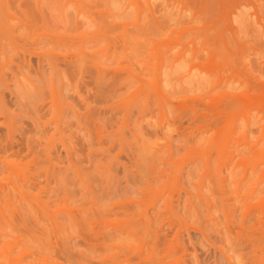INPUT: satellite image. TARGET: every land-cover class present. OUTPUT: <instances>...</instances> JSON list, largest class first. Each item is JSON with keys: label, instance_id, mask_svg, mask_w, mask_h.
<instances>
[{"label": "rangeland", "instance_id": "rangeland-1", "mask_svg": "<svg viewBox=\"0 0 264 264\" xmlns=\"http://www.w3.org/2000/svg\"><path fill=\"white\" fill-rule=\"evenodd\" d=\"M40 1L41 3H47L48 0ZM49 1L56 2V6L54 5L56 7V10L54 8V14L57 16L56 21L58 19L55 24L56 36L59 35V37H57H61V41L66 43L64 47L62 46L63 44H61V48L58 45L62 43L59 39L60 43L59 41H57L58 44L56 43L58 47L56 45L53 46H56L53 48L55 52L57 54L60 53L62 56H66V54L68 55L70 52L73 56L72 58H76L74 56L79 55L81 50H83V52L84 49L86 52L89 50L92 56L87 52L88 56L92 58L95 56L93 58L95 61H93L95 64L98 62L96 66L99 68H96H98L99 71L107 69L101 72L104 79L101 78L98 81L94 80L97 78V75H95L97 73L91 70L90 66L86 67L89 69L88 71L85 68L82 72L80 71L81 69L75 67L71 69V72L72 70H74V72L79 70L77 73L81 72L82 75L78 73L77 76L80 78H76L77 73L73 72L74 74H71L70 77H72V79L70 80L76 82L78 86L76 85V87L71 81H66L68 83L65 82L64 86L69 84L72 88L65 86L68 88V92L70 89V93H68L65 91L64 86H61L62 81H60L61 84L57 81L55 92H57L56 94L58 95H55V99L59 101L56 100V104L54 103V105L50 106L49 104H53V100L51 102V97L53 96H51L52 93L48 91L49 88L46 87L47 89H45V86L47 83H50V79H48L47 76L49 74L48 77H50V72L52 71L50 65L44 59L46 58V56H44L45 53L50 48L48 49L49 46L45 47L47 44L46 39H44V42L39 39L42 35H46L47 37L44 30L42 31L39 29L36 31L39 37H36V40L39 39L37 40L39 42L36 43L37 48L34 52L37 51L38 53L42 50L39 52L41 55L39 53V55L34 53V56H31V53H26L27 55L25 56L20 54L21 65L23 67L22 72L27 71V74L25 72V74L23 73L25 76L27 75V77L23 79L22 85H20L14 77L13 72L15 71L14 73H17L16 67H10L11 69L9 70H14L13 72L7 70L6 66H4L6 65L5 59L0 55V65L3 63V65H1V69H3L1 72L3 73L5 71L3 76L7 79L5 80L3 78L4 82L0 79L3 83L0 85H4L5 88H10L9 90L12 91L9 92L2 87L6 92H2V94H5L4 97L0 94V109L5 107L6 112L12 119L16 116V121H14L17 123L14 122V124L21 135L16 133L14 135V140H18L17 144H19L20 147L28 142L30 148H32L34 146L31 147L29 142L32 143L35 141L36 143L38 141L37 143L40 144H36L38 147L39 145L42 147H39V149L42 150L38 149V154L40 155L38 158H41L40 160H42V163L45 162L43 160H48L50 162L47 164L48 166L46 165L47 167L50 166V168L52 167V169L56 170L60 167L62 171H64L67 166L70 167V180H68L70 183H68L71 184L69 185L71 193L67 198L68 200L70 198L71 201L68 202V206L71 208L73 220V222L71 221V229L73 230L70 231V234L72 232L73 241L71 249L73 248L72 252H74V255L86 260L85 262L90 264H264V239H256V236L259 238L260 235L264 238V182L260 183V180L264 179L260 172L264 170V0H249V2L246 1L247 3L244 2L245 5H241L242 1L238 3L237 1L239 0H233L237 2L239 8L243 11L238 9L240 12L236 14L237 16L239 15V17L235 15L236 17H232V20L228 18L227 20L231 24L226 20V24L223 22V26L222 24H217L218 22L216 21L217 17H219L218 11L215 10L217 9V0H206V2L205 0H183V2L177 1L176 3L175 0H113V3H111V0ZM163 1L166 4L169 2L170 9L167 10L168 15L165 14L163 17L161 15L162 13L160 14V12H158L160 15H157L156 12L155 16L157 15L156 17L157 19L159 18L158 20L160 21H153L154 25H152L153 23L150 24V14L148 13L151 12L150 10L157 11L161 9L162 5H166ZM208 1L212 3H207ZM16 2L17 0L13 1L12 5L11 2H9L10 7L8 13H12V17L16 19L12 25H17L15 22L21 25V20H23L24 23H26V21L18 12ZM103 2L107 4L105 3V5ZM130 3L132 6H130ZM209 4L211 7L214 6L213 9H215H210L211 7H209ZM237 4L235 3V5ZM235 5H232V7H237ZM207 7H209V9ZM111 9L114 11H111ZM233 9L234 11L236 10V8ZM179 11L183 12L181 18H179L178 15H182ZM235 12L238 11L236 10ZM117 15L125 18L122 19ZM172 15L175 19L172 18ZM17 18L20 20L18 21ZM102 19H104V21ZM164 19L168 22V26H170L169 23H171L172 19L171 27L174 26L172 28L174 31L172 32L174 33L172 36L177 35L178 37L176 38L178 41L176 39L174 40L175 37H171L170 41L169 34L171 35V32H169L168 36L165 35L169 30L165 34L163 33V35L157 31L160 23L164 22ZM107 22L111 25L108 26ZM59 23L60 25L58 26ZM125 23L128 26L124 25ZM19 24L16 26L15 33H19V35H17L20 38L21 35H23L24 29L20 28L22 26ZM156 24L159 25L157 26ZM111 26L113 27L110 28ZM149 26L152 29H150ZM181 26L185 28H183L184 32L187 30L185 33L183 32V39L179 37V33L177 34ZM102 27L104 31H101V29L103 30ZM144 27L145 29L148 28L149 31H146ZM171 27L169 28L172 31ZM30 29L28 28V30ZM174 29L178 31L176 32ZM28 30H25V32L28 33ZM59 30L65 34L62 32L59 33ZM219 30H224L223 35L220 36L224 38L226 36L228 41L226 39L225 41H227V44H230L235 36H240V41L243 43L245 42L244 47H248L246 48L247 50L245 49V53H243L245 56L241 54L246 58L245 61L238 52L239 48L236 49L238 53L235 51V57L238 54L240 55L237 56V58H240H238V61L235 60L236 62L230 60L227 54L219 55L217 52L219 46L217 45V42L219 44L217 39L220 40L218 36L221 34ZM111 31L113 33H111ZM154 31H156L155 34L151 33ZM25 32L23 35L24 37L22 36L20 38L21 42L26 41L24 40L25 38L33 40V37L30 38L29 34ZM29 32L33 34V31ZM83 34L85 35L83 36ZM25 35L27 36L25 37ZM97 35L100 36L97 37ZM232 36L234 38H232ZM134 37L136 38L134 39ZM94 38H97L96 41ZM72 40H74L75 43ZM154 41L155 43L159 41V44H154ZM138 42L141 43L139 44ZM1 43L2 42H0V48L2 47ZM77 43H80V45ZM5 44H7V42ZM182 44L183 46H181ZM261 44H263V48ZM68 45L71 46L69 47ZM154 45H157V48ZM153 46L155 48H153ZM168 47L170 48L169 50ZM154 49L155 51H153ZM173 49H175V51ZM74 52L76 53L74 54ZM146 52H148V54ZM153 52L156 53V55H154L156 59L153 58ZM167 52L169 55L173 53L171 57ZM180 52H182L184 56L181 61L182 63L180 61L178 63L179 65L176 63V66H179L177 68L175 64L174 66L172 65L173 60L171 59H173L172 57L175 58L179 56L181 54ZM142 53H145V55ZM12 54L15 55V53L11 52L10 54L9 52L8 55H10L11 58L9 56L8 58H13L14 60V55ZM129 54L131 55L130 58L128 56ZM161 54H164L165 64H163L164 62H160L162 61ZM85 55L87 54L85 53ZM148 55L153 57H149ZM150 58L151 60L148 61L147 59ZM62 59L63 57L60 60L62 61ZM132 59L134 61H132ZM124 60L126 62H124ZM15 61L19 63L18 58H15L14 62ZM138 61L141 64H137L139 63ZM89 62L91 63V61ZM130 62L133 64L130 65ZM149 62L153 67H151L152 65L150 66ZM156 62H158V66H156ZM160 64H162V66L164 65V67L159 66ZM106 65L109 68H105ZM141 65L144 68H142ZM170 65H172L171 67H175V69H173L175 71L173 72V74H175L173 75L174 77L171 76V73L169 74V69H171L169 68ZM64 66L66 65L60 63L59 69L62 72L67 69ZM111 66L113 70L119 72L116 73L110 69ZM154 66L156 72H158L156 74H153L155 72ZM30 68L31 71L33 70L31 74L29 73L30 70H28ZM126 68H129V70ZM165 68L166 70L168 69L167 73L165 72ZM130 69L137 73V75L135 73L136 77H134V75L133 77L135 79L138 77L136 80L139 81L138 85H140V89L136 86L132 88L134 84L130 81L129 83L124 82L130 77L127 74L131 72ZM157 69L159 71L161 69L160 73ZM125 70L126 72H124ZM7 71L9 72L7 73ZM134 72H131V74H134ZM138 72H141L140 76ZM88 73L90 74L88 75ZM112 73H114V78H112ZM157 74H161V76L159 77ZM180 74H183V84L182 81L181 83L178 82L180 80L177 76ZM154 75L156 77L155 81L158 78L156 81L157 83L154 81ZM36 76H40V79ZM41 76L44 77L42 78ZM109 76H111V78ZM108 77L111 79H108L110 82L108 80L106 81ZM37 78L40 80V83L45 82L42 83L43 87H38L41 84H39ZM63 78L64 77H62V79ZM123 78L125 80H123ZM161 78L166 80L163 79L165 83ZM120 79L125 83L124 85L122 84L124 87L131 88V92L128 91L130 89H126L121 85V81L118 83ZM207 79L209 80L207 81ZM75 80L79 82L77 83ZM169 80L171 81L168 82ZM103 81L106 82L103 83ZM69 82H71V84ZM107 82L108 85L106 84ZM29 83L33 85L30 86ZM96 83L98 87H96ZM109 84L114 86L112 87ZM72 85L74 87H72ZM130 85H132V87H130ZM20 86H24L25 88L23 87V89ZM32 86H34V88ZM35 86H37L36 89ZM153 86L159 87L153 88ZM41 87L43 88L42 91L45 90L43 94L40 93L41 90L36 91L41 89ZM160 87L164 88V90L159 89ZM74 88H77V91ZM179 88L181 89L179 90ZM22 89L23 91H21ZM29 89L34 90L29 91ZM133 89H136V91H133ZM46 90L50 92L51 95ZM113 90H115L114 95L112 94ZM35 91L36 93H40L39 95H41V97H43L46 92L47 96L50 95L51 97L45 95L43 100L45 99L46 101L43 102L42 98L34 93ZM158 91L159 93H161V91H166V93H161V95L169 99L172 97L173 99L170 100V104L164 106L165 109L163 104L160 105L161 102L157 100L160 99L159 95H156ZM73 92L77 93L72 95ZM103 92L105 94L107 93L106 96H104L105 94ZM110 92L112 97L110 96ZM66 93H68V95ZM101 93L103 94L101 95ZM136 93H140V95ZM79 94L80 98L82 97L81 100L78 97ZM179 94L181 95L180 98L178 97ZM133 95L138 97H134ZM123 96L126 97L122 100L121 98ZM155 96L156 98H154ZM174 96L176 98L178 97V99L175 100ZM64 97L67 99H64ZM83 98L85 99L86 105L83 102ZM239 98L242 100V102L239 100L240 103L237 101ZM127 99L128 102H131L130 106L133 108L132 110L130 109V111H127L126 107L124 108V104H122L123 106L121 105V100L124 101V103H128L125 102ZM133 100L135 103L137 101L141 103V105L136 103L137 109L133 107L136 104L132 105L134 102ZM236 101L239 104H236ZM2 103L4 104L2 105ZM43 103L44 106L46 104L50 106L49 108L46 105L47 107L45 109H48L47 112L42 105ZM68 103L72 105L71 109L73 111L70 109L71 105L67 106ZM147 103L149 109H147ZM156 103L160 106L157 107ZM84 105L85 107H83ZM53 106L57 107L54 109ZM142 106H144L143 109ZM42 108L44 111L41 110ZM125 110L129 113H125ZM159 110H161L162 114ZM131 111L132 114L130 113ZM39 112L42 114H39ZM53 112H55L57 117ZM143 112L144 114L146 112L145 116ZM37 113L43 120L38 117ZM1 117H3V115ZM33 120H35L34 123ZM57 120H62L63 122L66 120V123ZM1 121H3V118H1ZM42 121L45 124H43ZM231 122L236 123H233L235 124V127H233L234 129L232 128L233 125ZM42 124L43 126L46 125L45 129ZM228 125H230L233 130L230 127L228 128ZM230 130L233 132L231 133ZM179 132H182L183 135ZM50 135L53 137L50 138ZM8 136V128L6 126H0V146L3 145L2 143L8 141ZM48 138L51 140L53 139V143L48 142L49 144H47H53L51 146L54 148L48 145L46 147L45 143L48 141ZM220 138H222V141H220ZM184 139L189 142L186 143ZM213 142L215 143L214 145ZM35 143L32 144L37 147ZM219 143L223 146H220ZM17 144L15 146L16 149L19 147ZM224 145L228 148L223 152L225 153L223 155L224 161L218 160L222 159L219 157L216 158V156L220 155ZM24 147L26 149V146ZM170 147L173 152L168 151ZM44 148L45 152L43 150ZM65 148L71 150V153L66 151ZM48 149H51V151ZM24 151L27 152L26 150ZM48 151L51 152L49 155L46 153ZM167 151L173 153H169L171 157L167 154ZM215 151L217 155H215ZM9 152L5 154L6 152L2 150L0 155L1 157H5V155L9 157L12 155L10 156L11 160H23V162H27L29 159L31 160V156L33 155L32 153H28V155H31L28 157L27 154H23L26 156L25 158L21 153V155L18 154L15 156V154H12V151V153ZM209 153L212 155L210 156ZM149 154L157 157L153 156L154 160H151ZM206 154L209 156H206ZM230 154H232L231 156L233 158L228 156ZM47 157L50 159H47ZM227 157L232 158L230 162ZM192 159L194 161L196 160L194 164ZM176 161L180 162L177 163ZM206 161L209 163L208 165ZM38 162L42 164L39 159ZM152 163L153 165L149 168V165ZM202 163L209 167L206 166L205 168V165L203 166ZM146 164L148 165V170L144 168ZM168 164H172L173 166L171 167ZM181 164H183V169L180 167ZM221 164L224 165L223 169L220 167ZM253 164L255 166L260 164L259 170H257ZM178 167L181 168L182 171L179 170ZM60 168L58 169L59 171L56 172H60ZM150 169L152 170L150 171ZM207 169H210V171L208 170V172ZM173 170L175 172L177 170L183 172V174L180 172L182 175L180 174L179 177L177 176L180 182L176 179L177 183H174L175 181L172 180V178H176V175L172 174ZM66 171L64 174H66ZM159 171H161L162 174ZM175 172L174 174H176ZM60 173L57 175L64 177L63 173H61L62 175ZM167 174H170V177H172V175L174 177L169 180L170 177ZM220 178H224L222 196H220L219 192L221 191L218 188L221 182H217L219 183L218 185L216 183V179L219 181ZM53 181L54 180H52V182ZM168 181H171V184ZM167 183H169V185H167ZM254 185H256V191L258 193L255 191L254 193L249 192L251 188H254ZM219 187L221 186L219 185ZM48 196L49 195H43V202L45 199L48 202ZM249 199L251 201H249ZM49 200L52 201L50 204L47 203V206L51 205V209L49 208L50 210H54L56 204L61 202L60 199L58 200L53 197ZM45 202L44 204H46ZM221 203H224V208ZM259 209L262 210L260 211ZM227 211L231 213H227ZM60 216V219H57V221H60L59 224L61 223L62 227H65V223L67 226L68 223L65 222L67 218L66 213H62ZM0 261L2 262L4 260L0 259ZM61 261L62 260H60V264ZM4 263L6 264L7 261H4ZM8 263L12 264L10 262Z\"/></svg>", "mask_w": 264, "mask_h": 264}, {"label": "bare ground", "instance_id": "bare-ground-1", "mask_svg": "<svg viewBox=\"0 0 264 264\" xmlns=\"http://www.w3.org/2000/svg\"><path fill=\"white\" fill-rule=\"evenodd\" d=\"M13 1H16V0H0V9H1V13H0V16H1V18H0V42H2L1 43V48H0V50H1V52H0V55H2L3 56V58L5 59V63H6V65H4V66H6V68H7V70H9V69H11L10 67L11 66H15L16 68V71H17V73H14L12 70H9V71H12L13 72V74H14V77L16 78V80H17V82L20 84V85H22V82H23V79H26V77H27V75L25 76L24 74L27 72V71H24V72H22V65H21V55L20 54H22V56H25V55H27L26 53H31L30 55L31 56H34V53L36 54V55H39L40 53V51H42V50H40L38 53H37V51L36 52H34L35 51V49L37 48V42H39V41H37V40H39V39H41L43 42H44V39H46V42H47V44L48 43H50V44H43V45H45V47L46 46H49L48 47V51L46 52V53H48V54H46L45 53V49L43 50L44 51V53H45V55L44 56H46V58H44L46 61H47V63L50 65V69H51V71L52 72H50L51 74H50V77H48L49 76V74H48V76H47V78L48 79H50V83H47V85L45 86V89H47V88H49V90L48 91H50L51 93H52V95H51V93L50 92H48L47 90V92L51 95V96H53V97H51L50 95H48L47 96V92L44 94V96L46 95L47 97H51V102H52V100H53V104H49L50 106L51 105H54V103L56 102V100L57 101H59L58 99H55V95H58V94H56L57 92H55L56 90V84L58 83L57 81H62V84H61V82H60V84H61V86L63 85L64 86V84H65V82L66 81H71L72 82V84L74 83L75 84V86L77 85L76 84V82H73L72 80H70V79H72V77H70L71 76V74L74 72V70H72V72H71V69H73V68H79V69H81L80 71L82 72L83 71V69H85L87 66H90V68H91V70H94V71H96V73L97 74H95V75H97V78H95V77H93V78H95L94 80H99V79H104V77H103V75L101 74V72L103 71V70H101V71H99V67L98 66H96V65H98L97 63L98 62H96V64H95V60L93 59L95 56V54L93 55L94 57L92 58V57H90V56H92L91 54L92 53H89V50L87 51L88 53H89V55L90 56H88V53L85 51V49H84V52H83V50H81V48H80V50H81V53L79 54V55H77V56H74V57H76V58H72L73 56L71 55V53L69 52V54L67 55L66 54V56L65 55H61L60 53V55L59 54H57L56 52H55V49H53V48H55L56 46H57V41H59V39L61 38H58L59 37V35H57L56 36V33L57 32H55V30H56V26H55V24L57 23V21H58V19H57V21H56V18H57V16H55V14H54V11L56 10V2L54 3V2H50L49 0V2L47 1V3H41V1L39 0H17V10H18V12L22 15V17L23 18H25L24 20L26 21V23H24L23 22V20H21L20 21V23H22L21 25L19 24V23H17V22H15L17 25L19 24L20 26H22V27H20V28H23L24 29V31H23V35H24V32H25V30H28V28L30 29V30H28V33L27 32H25L26 34H29V37L30 38H32L33 40H30L29 38L28 39H24V40H26V41H24V42H21V37L23 36V35H21V37L19 38V33H15L16 32V26L17 25H12V23L14 22V20H16L15 18H13L12 17V13L11 14H9L8 13V10H9V7H10V3L9 2H11V5H12V2ZM45 1V0H44ZM103 1V0H102ZM108 1V0H107ZM113 0H111V3H113L112 2ZM120 1V0H119ZM135 1V0H134ZM139 1V0H138ZM149 1V0H148ZM156 1V0H155ZM161 1V0H160ZM168 1V0H167ZM183 2V0H175V3L176 2ZM215 1V0H214ZM233 1V0H232ZM231 0H230V2H229V0H217V4H216V7H217V9H215L216 11H218V13H219V15H218V13H217V15L219 16V17H217V19H216V21L218 22L217 24H222V26H223V22L226 24V20L228 19V18H230L231 20H232V17H234L235 15L237 16V14L236 13H239L240 11L238 10V9H240L239 8V5L237 4V2L239 3L240 1H242V4L241 5H245L244 4V2H249V0H239V1H237V2H232ZM131 2H133V1H131ZM164 2V1H163ZM205 2H206V0H205ZM246 2V3H247ZM101 3V2H100ZM106 3V2H105ZM104 2H103V4H105ZM110 3V2H109ZM125 3V2H124ZM141 3V2H140ZM157 3V2H156ZM165 3V2H164ZM169 3V2H168ZM166 4V5H162V4H160V5H162V8L161 9H159V10H157L156 8V10L157 11H155V10H150L151 12L150 13H148V14H150L149 15V20H150V24H152L153 23V21H160V20H158L157 19V15H160L161 13V15L164 17V15L165 14H167L168 15V13H167V10L168 9H170L169 8V4ZM171 3V2H170ZM207 3H212L211 1L209 2H207ZM235 3L237 4V5H235ZM42 4H44V5H42ZM107 4V3H106ZM105 4V5H106ZM131 4V3H130ZM148 4H149V2H148ZM182 4V3H181ZM210 4H209V7H211L210 6ZM234 6H237V7H232V5ZM55 5V6H54ZM99 5V4H98ZM125 5V4H124ZM212 5H215V4H212ZM99 6H102V5H99ZM111 6V5H110ZM130 6H132V4L130 5ZM150 6V5H149ZM148 6V7H149ZM159 6V5H158ZM11 7H13V6H11ZM109 7V6H108ZM157 7V6H156ZM209 7H207L208 9H209ZM214 7V6H213ZM213 7H211L210 9H212V10H214L213 9ZM54 8H55V10H54ZM116 8V7H115ZM150 8H151V6H150ZM159 8V7H158ZM172 8V7H171ZM233 8H236V10L238 11V12H235L234 11V9ZM107 9V8H106ZM120 9V8H119ZM175 9V8H174ZM173 9V10H174ZM179 9V8H178ZM182 10H183V8H182ZM240 10H242V9H240ZM15 11V10H14ZM104 11V10H103ZM108 11V10H107ZM107 11H106V13H107ZM111 11H114V10H112L111 9ZM155 11V12H154ZM170 11V10H169ZM177 11V10H176ZM243 11V10H242ZM17 12V11H16ZM156 12H157V15L155 16V14H156ZM158 12H160V14L158 13ZM179 12H181V14L183 13L182 11H179ZM125 13V12H124ZM2 14V15H1ZM104 14V13H103ZM118 14H121V13H118ZM170 14V13H169ZM121 15H123V14H121ZM166 15V16H167ZM174 15V14H173ZM173 15H172V18L173 19H175L174 17H173ZM179 15V18H181L182 16H183V14L182 15H180V14H178ZM104 16V15H103ZM110 16V15H109ZM117 16H119V15H117ZM125 16V15H124ZM161 16V17H162ZM165 16V17H166ZM235 16V17H236ZM119 17H123V16H119ZM160 17V16H159ZM171 17V16H170ZM234 17V18H235ZM237 17H239V15L237 16ZM22 18V19H23ZM105 18V17H104ZM116 18V17H115ZM125 18V17H124ZM124 18H122V19H124ZM148 18V17H147ZM147 18H145V19H147ZM225 18V19H224ZM18 19V21L20 20L19 18H17ZM27 19H29V20H27ZM118 19V18H117ZM122 19H121V21H122ZM162 19V18H161ZM229 19V20H230ZM103 21H104V19H102ZM116 20V19H115ZM181 20V19H180ZM183 20V19H182ZM108 21H109V19H108ZM168 21V20H167ZM228 21V20H227ZM64 22V21H63ZM116 22H118V21H116ZM146 22H147V20H146ZM163 22V21H162ZM175 22H176V20H175ZM222 22V23H221ZM229 22V21H228ZM232 22V21H231ZM14 23V24H15ZM28 23V24H27ZM66 23V22H65ZM64 23V24H65ZM78 23V22H77ZM108 23V22H107ZM112 23V22H111ZM114 23V22H113ZM171 23H172V19H171ZM171 23H169L170 24V26H168V22H166V20L164 19V22L163 23H160V25H159V27H158V32H160V34H162L163 35V33L165 34L168 30V33H166L165 35H167L168 36V34H169V32H171V35L169 34V36H170V41H171V37H175L174 38V40L176 39L177 40V38L176 37H178L177 35L176 36H172L174 33H172V32H174L173 31V27L174 26H172L171 27ZM179 23H180V21H179ZM230 23V22H229ZM26 24V25H25ZM63 24V25H64ZM138 24V23H137ZM146 24V23H145ZM183 24V23H182ZM182 24H180V25H182ZM231 24V23H230ZM12 25V26H11ZM60 25V23L58 24V26ZM92 25V24H91ZM94 25H96V24H94ZM105 25H106V23H105ZM109 25H111L110 23H108V26ZM117 25V24H116ZM121 25V24H120ZM124 25H127L126 23L124 24ZM139 25V24H138ZM148 25V24H147ZM146 25V26H147ZM152 25H154V23L152 24ZM157 25V24H156ZM157 25V26H158ZM175 25V24H174ZM29 26V27H28ZM103 26V25H102ZM128 26V25H127ZM140 26V25H139ZM145 26V27H146ZM177 26V25H176ZM229 26V25H228ZM19 27V26H18ZM64 27V26H63ZM68 27H69V25H68ZM104 27V26H103ZM102 27V28H103ZM113 26H111L110 28H112ZM141 27V26H140ZM145 27H144V29H145ZM150 27V26H149ZM169 27H171V29H172V31L170 30V28ZM225 27H226V25H225ZM225 27H223V28H225ZM60 28V27H59ZM115 28V27H114ZM154 28H156V27H154ZM169 28V29H168ZM177 28H178V26H177ZM183 26H181V28L180 29H178V30H175L176 32H177V34L179 33V37L181 38V39H183ZM219 28V27H218ZM228 28H230V27H228ZM44 30V33H46L47 34V37H46V35L45 36H43L42 34H40V35H42V36H40L41 38H39L38 37V34H37V32L36 31H38V30ZM64 29V28H63ZM97 29H99V28H97ZM119 29V28H118ZM143 29V28H142ZM150 29H152L151 27H150ZM157 29V28H156ZM185 29V28H184ZM19 30V29H18ZM21 30V29H20ZM66 30V29H65ZM108 30V29H107ZM146 31L148 30L149 31V29L147 28V29H145ZM22 31V30H21ZM29 31H33V34L31 33V32H29ZM58 31V30H57ZM60 32L59 33H61L62 31L61 30H59ZM101 31H104V28H103V30L101 29ZM105 31H106V29H105ZM146 31H145V33H146ZM187 31V30H186ZM185 31V32H186ZM224 31V30H223ZM223 31L221 30H219V32H221V34H219V36H218V38H220V40L219 39H217V41H219V44H218V42H217V45H219L218 46V49H217V52L219 53V55H221V54H227V56L230 58V60H232V61H235V60H237L238 61V58H240V57H238L237 58V56L239 55H237L236 57H235V53L237 52L236 51V49H238L239 48V50H238V52L240 53V55L241 54H243V53H245V51L247 50L246 48H248L247 46H246V48L244 47L245 46V42L243 43L242 41H240V36H238L237 34V36H235V38L232 36V38H234L233 39V41L229 44H227V39H226V36H225V38L223 37V36H220V35H223ZM19 32V31H18ZM108 32V31H107ZM109 32H110V30H109ZM115 32V31H114ZM155 32L156 31H154V32H151V33H153V34H155ZM184 32V33H185ZM236 32V31H235ZM21 33V32H20ZM62 33H64V32H62ZM87 33V32H86ZM93 33V32H92ZM111 33H113L112 31H111ZM148 33V32H147ZM65 34V33H64ZM98 34V33H97ZM159 34V33H158ZM232 34H234V33H232ZM238 34H239V32H238ZM241 34V33H240ZM18 37H17V36ZM85 34H83V36H84ZM92 35V34H91ZM96 35V34H95ZM146 35V34H145ZM150 35H152V34H150ZM149 35V36H150ZM27 35H25V37H26ZM61 36V35H60ZM81 36V35H80ZM87 36V35H86ZM100 35H97V37H99ZM140 36V35H139ZM142 36H144V35H142ZM24 37V36H23ZM36 37L37 38H39V39H37L36 40ZM95 37V36H94ZM57 38H58V40H57ZM63 38H64V35H63ZM69 38V37H68ZM84 38V37H83ZM86 38V37H85ZM87 38H89V37H87ZM91 38V37H90ZM101 38V37H100ZM136 37H134V39H135ZM137 38H138V36H137ZM70 39V38H69ZM81 39V38H80ZM97 39V38H96ZM96 39L94 38V40L96 41ZM169 39V38H168ZM168 39H167V41H168ZM225 39L227 40V41H225ZM48 40V41H47ZM62 39H60V41H61ZM65 40V39H64ZM83 40H86V39H83ZM129 40V39H128ZM245 40V39H244ZM4 41H5V43L7 42V44H5L4 43ZM27 41H28V43H27ZM32 41V42H31ZM60 41H59V43H60ZM73 42H74V40H72ZM95 41H93V42H95ZM98 41V40H97ZM132 41V40H131ZM131 41H130V43H131ZM145 41V40H144ZM157 41V40H156ZM173 41V40H172ZM178 41V40H177ZM180 41V40H179ZM27 43V45H26V43ZM62 43H60V44H58L59 46L61 45V44H63L62 46L64 47V44H65V46H66V43H63L64 41H61ZM24 43V44H23ZM41 43V42H40ZM40 43H38V44H40ZM57 43V44H56ZM68 43V42H67ZM75 43V42H74ZM81 43H82V41H81ZM89 43V42H88ZM87 43V44H88ZM139 43V42H138ZM141 43V42H140ZM139 43V44H140ZM156 43H158L159 44V41L158 42H156ZM155 43V41H154V44H156ZM69 44H71V43H69ZM77 44H79L80 45V43H77ZM76 44V45H77ZM84 44V43H83ZM86 44V45H87ZM134 44H136V43H134ZM157 44V45H158ZM172 44V43H171ZM26 45V46H25ZM42 45V44H41ZM54 45H56L55 47H53ZM75 45V44H74ZM94 45V44H93ZM146 45V44H145ZM156 45V46H157ZM177 45H179V44H177ZM263 44H261V46H262ZM51 46H52V49H51ZM69 47L71 46V45H68ZM73 46V45H72ZM96 46V45H95ZM126 46V45H125ZM143 46V45H142ZM155 46V45H154ZM153 46V48H155ZM174 46H176V45H174ZM173 46V47H174ZM181 46H183V44L181 45ZM181 46H178V47H181ZM260 46V47H261ZM58 47V46H57ZM61 47V46H60ZM79 47V46H78ZM83 47V46H82ZM86 47V46H85ZM129 47V46H128ZM139 47V46H138ZM137 47V48H138ZM144 47V46H143ZM148 47V46H147ZM161 47V46H160ZM170 47V46H169ZM168 47V50L170 49ZM234 47H237V48H234ZM9 48H10V50H9ZM62 48V47H61ZM66 48V47H65ZM130 48V47H129ZM136 48V47H135ZM144 48H146V47H144ZM157 48V47H156ZM172 48V47H171ZM183 48V47H182ZM262 48H263V46H262ZM40 49V48H39ZM60 49V48H59ZM64 49V48H63ZM62 49V50H63ZM71 49V48H70ZM77 49V48H76ZM128 49V48H127ZM131 49V48H130ZM134 49V48H133ZM143 49V48H142ZM141 49V50H142ZM158 49H159V47H158ZM179 49V48H178ZM235 49V50H234ZM246 49V50H245ZM38 50V49H37ZM51 50V51H50ZM146 50V49H145ZM167 50V51H168ZM174 51H175V49H173ZM179 50H181V49H179ZM241 50H244V51H241ZM10 52V54H11V52L12 53H15V55L14 54H12V55H14V60H15V58H18L19 59V63H17L16 61L14 62V60H13V58L12 59H10L11 57H10V55H8L9 54V52ZM67 51V50H66ZM133 51V50H132ZM131 51V52H132ZM153 51H155V49L153 50ZM185 51V50H184ZM184 51H182V52H184ZM236 51V52H235ZM241 51V52H240ZM130 52V51H129ZM134 52V51H133ZM161 52V51H160ZM163 52V51H162ZM168 52H170V51H168ZM167 52V53H168ZM177 52V51H176ZM182 52H180L181 54V56L179 55V54H175V55H179V56H176L175 58L174 57H172L173 59H171V58H169V59H171V60H173V63H172V65L174 66V64H175V66H176V63L178 64L179 63V61L181 62L182 60H183V53ZM186 52V51H185ZM237 52V53H238ZM32 53H33V55H32ZM64 53H65V51H64ZM67 53V52H66ZM76 52H74V54H75ZM78 53V52H77ZM85 53L87 54V55H85ZM147 54H148V52H146ZM154 53V52H153ZM172 53V52H171ZM73 54V53H72ZM73 54V55H74ZM143 55H145V53H142ZM146 54V55H147ZM150 54H151V52H150ZM173 54V53H172ZM171 54V55H172ZM11 55V56H12ZM41 55V54H40ZM71 57H70V56ZM135 55V54H134ZM154 55H156V53H154L153 54V56ZM167 55V54H166ZM168 55H169V53H168ZM171 55H169L170 57H171ZM239 55V56H240ZM8 56L10 57V58H8ZM42 56H43V54H42ZM129 56V58L131 57V55L129 54L128 55ZM149 56V55H148ZM151 56V55H150ZM149 56V57H150ZM153 56H151V57H153ZM161 56V60L162 61H160V62H164L163 64H165V57H163L164 56V54H161L160 55ZM168 56V57H169ZM213 56V55H212ZM243 56H245V54H243ZM242 55H241V57L242 58H244L243 60L245 61L246 60V58L245 57H243ZM41 57V56H40ZM60 57V58H59ZM63 57V59H62V61L60 60L61 58ZM91 58V59H89V58ZM125 57V56H124ZM132 57H133V55H132ZM135 57H137V56H135ZM142 57V56H141ZM156 56H154L153 58L154 59H156L155 58ZM158 57V56H157ZM163 57V58H162ZM193 57H194V54H193ZM232 57V58H231ZM24 58V57H23ZM27 58V57H26ZM31 58V57H30ZM38 58V57H37ZM42 58V57H41ZM143 58V57H142ZM152 58V59H153ZM237 58V59H236ZM4 59H2V60H4ZM28 59V58H27ZM88 59V60H87ZM105 59V58H104ZM109 59V58H108ZM144 59V58H143ZM158 59V58H157ZM163 59H164V61H163ZM166 59H168V58H166ZM43 60V59H42ZM94 60V61H93ZM127 60V59H126ZM140 60V59H139ZM148 61H150L151 60V58L150 59H147ZM28 61H30V60H28ZM44 61V60H43ZM89 61H91V63L89 62ZM99 61V60H98ZM132 61H134L133 59H132ZM135 61H136V59H135ZM158 61V60H157ZM187 61V60H186ZM243 61V62H244ZM101 62V61H100ZM104 62V61H103ZM124 62H126L125 60H124ZM139 62V61H138ZM140 62H141V60H140ZM137 63V64H141V63ZM236 62V61H235ZM240 62V61H239ZM28 63V62H27ZM31 63V62H30ZM29 63V64H30ZM60 63H62L63 65H66V66H64V67H66L65 69V71H61L60 69H59V66H60ZM65 63V64H64ZM112 63V62H111ZM110 63V64H111ZM135 63V62H134ZM146 63V62H145ZM144 63V64H145ZM150 63V62H149ZM167 63V62H166ZM171 63V62H170ZM182 63V62H181ZM46 64V63H45ZM107 64V63H106ZM109 64V65H110ZM130 65L131 64H133L132 62H130L129 63ZM158 64V62H156V66H158L157 65ZM1 65H3V63H1ZM1 65H0V69H1ZM100 65V64H99ZM105 65V64H104ZM108 65V66H109ZM128 65V64H127ZM148 65V64H147ZM152 64L150 63V66H151ZM172 65H170L169 66V68H171V69H169V74L171 73V76L172 77H174L173 75H175V74H173V72H175L173 69H175V67H171ZM179 65V64H178ZM113 66V65H112ZM112 66L110 67V69H112ZM142 66V65H141ZM141 66H138V67H141ZM145 66V65H144ZM159 66H162V64H160ZM96 67H98V68H96ZM128 67V66H127ZM148 67V66H147ZM151 67H153V65L151 66ZM162 67H164V65L162 66ZM166 67V66H165ZM177 67V66H176ZM179 67V66H178ZM177 67V68H178ZM6 68H5V70H6ZM105 68H109V67H107V65H106V67ZM129 68H131V67H129ZM129 68H126L127 70H129ZM135 68V67H134ZM142 68H144L143 66H142ZM141 68V69H142ZM158 68V67H157ZM168 68V67H167ZM13 69V68H12ZM38 69H39V67H38ZM87 69V71L89 70L88 68H86ZM96 69H98V70H96ZM181 69V68H180ZM3 69H1L0 70V74H1V77H0V79H2L3 80V78L5 79V77L3 76L4 75V73H5V71L2 73L1 71H2ZM28 70H30L29 71V73L31 74V72H33V70L31 71V68L30 69H28ZM77 70V69H76ZM75 70V71H76ZM105 70H107V69H105ZM104 70V71H105ZM109 70V69H108ZM113 70V69H112ZM131 70V72H134V71H132V69H130ZM136 70V69H135ZM139 70H140V68H139ZM138 70V71H139ZM153 70V69H152ZM154 70H155V66H154ZM158 70V69H157ZM165 70H166V68H165ZM168 70V69H167ZM167 70L165 71L166 73H167ZM170 70H171V72H170ZM182 70V69H181ZM9 71H7V73L9 72ZM35 71V70H34ZM77 71H79V70H77ZM77 71L76 72H74V73H77ZM85 71V70H84ZM103 71V72H104ZM113 71H115V70H113ZM143 71V70H142ZM159 71V70H158ZM160 71H161V69H160ZM160 71H159V73H160ZM37 72H38V70H37ZM81 72H78V73H81ZM90 72V71H89ZM108 72V71H107ZM116 73L117 72H119V71H115ZM124 72H126V70L124 71ZM131 72H128L127 74H128V76H130V77H132V78H130V77H128V80L127 81H124L125 83L127 82V83H129V81L130 82H132V84H134L133 85V87H132V85H130V87H132V88H135V86L136 87H138V89H140L141 87H140V85H138L139 84V81L138 80H136L134 77H136V75H137V73L136 72H134V74L132 73L131 74ZM24 73V74H23ZM73 73V74H74ZM78 73L76 74V76L78 75ZM115 73V74H116ZM129 73H130V75H129ZM135 73H136V75H135ZM141 73V72H140ZM139 72H138V74H139V76L141 75ZM156 73H158V72H156V70H155V72L153 73V74H156ZM163 73V72H162ZM27 74V73H26ZM33 74V73H32ZM34 74H36V73H34ZM84 74H86V73H84ZM90 73H88V75H89ZM105 74V73H104ZM114 73H112V75H113ZM119 74V73H118ZM126 74V73H125ZM165 74V73H164ZM169 74H166V75H169ZM204 74V73H203ZM46 75V74H45ZM80 75H82V73L80 74ZM95 75H93V76H95ZM133 75H134V77H133ZM159 77L161 76V74L159 75V74H157ZM182 75V76H181ZM74 76V75H73ZM85 76V75H84ZM120 76H122V75H120ZM119 76V77H120ZM177 76V75H176ZM12 77H13V75H12ZM30 77H31V75H30ZM36 77H38V76H36ZM40 77V76H39ZM38 77V78H39ZM42 78L44 77V76H41ZM62 77H64L63 79H62ZM82 77V76H81ZM110 78H111V76H109ZM107 78L106 79V81L108 80V79H110V78ZM178 78H179V80L180 81H178L179 83H181V81H182V84H183V74H180V75H178L177 76ZM176 77V78H177ZM201 77H203V76H201ZM206 77V76H205ZM7 78V77H6ZM38 78H37V80H38ZM41 78V79H42ZM76 78H80V77H76ZM112 78H114V75L112 76ZM116 78H117V75H116ZM142 78V77H141ZM140 78V79H141ZM187 78V77H186ZM200 78V77H199ZM207 78H209V77H207ZM40 79V78H39ZM73 79H74V77H73ZM132 79V80H131ZM155 79H156V77H155V75H154V81H155ZM164 79V78H163ZM162 78H161V80H163ZM168 79V78H167ZM5 80H7V79H5ZM111 80V79H110ZM116 80V79H115ZM123 80H125L124 78H123ZM134 80H136V81H134ZM157 80H158V78H157ZM156 80V81H157ZM165 80V79H164ZM163 80V81H164ZM173 80V79H172ZM200 80H202V79H200ZM209 79H207V81H208ZM24 81H26V80H24ZM39 81V84H41V85H39L38 87H40V86H42V83H45V82H41L40 83V80H38ZM44 81V80H43ZM46 81H47V79H46ZM75 81H77V83L79 82L78 80H75ZM105 81V82H106ZM109 81V80H108ZM119 81V82H118ZM117 82L118 83H120V81H121V79L120 80H118ZM155 81V82H156ZM166 81V80H165ZM165 81H164V83H165ZM171 80H169L168 82H170ZM2 82H4V80L2 81ZM1 82V80H0V84H3ZM6 82H9V81H6ZM11 82V81H10ZM71 82H69L70 84H71ZM104 81H103V83H105ZM110 82V81H109ZM111 82H113V81H111ZM117 82H116V84H117ZM162 82V81H161ZM168 82H166V83H168ZM205 82V81H204ZM32 83V82H31ZM31 83H29L30 84V86L31 85H33V84H31ZM66 83H68V82H66ZM95 83V82H94ZM125 83H123V81H121V85L123 84H125ZM137 83V84H136ZM144 83V82H143ZM157 83V82H156ZM163 83V82H162ZM172 83V82H171ZM18 84V85H19ZM50 84V85H49ZM107 85H108V82L106 83ZM136 84V85H135ZM181 84V85H182ZM9 85H11V84H9ZM48 85H49V87H48ZM99 85V84H98ZM110 85V84H109ZM114 85H115V83H114ZM113 85V86H114ZM122 85V86H123ZM138 85V86H137ZM158 85H159V83H158ZM162 85V84H161ZM173 85V84H172ZM177 85V84H176ZM29 86V87H30ZM65 86H68V88H71L70 87V85L68 84H66ZM64 86V89H65V91H67L68 92V88L67 87H65ZM78 86V85H77ZM76 86V87H77ZM110 86H112V85H110ZM112 86V87H113ZM118 86V85H117ZM117 86H116V88H117ZM127 86V85H126ZM142 86V85H141ZM155 86V85H154ZM153 86V88H158V87H154ZM164 86V85H163ZM162 86V87H163ZM166 86V85H165ZM167 86H168V84H167ZM179 86H180V84H179ZM6 90L7 88H5V86L3 85V86H1L0 85V94L4 97V95L5 94H2V92L4 91V92H6L5 90H3V88ZM9 87V86H8ZM21 87V86H20ZM24 86H22L21 88H23ZM33 88H34V86H32ZM36 87L37 86H35V89H36ZM43 87V86H42ZM41 87V89H38V90H36V91H39V90H41V92L40 93H42L43 94V92H45V90L44 91H42V88ZM47 87V88H46ZM72 87H74L73 85H72ZM96 87H98L97 86V83H96ZM100 87V86H99ZM111 87V88H112ZM124 87V86H123ZM140 87V88H139ZM173 87H174V85H173ZM172 87V88H173ZM177 87V86H176ZM175 87V88H176ZM25 88V87H24ZM23 88V89H24ZM31 88V87H30ZM79 88V87H78ZM115 88V89H116ZM124 88H126V87H124ZM124 88H123V90H124ZM128 88V87H127ZM126 88V89H127ZM152 88V89H153ZM10 88H8L7 90L9 91V92H12V91H10L9 90ZM17 89H19V88H17ZM23 89L21 90V91H23ZM63 89V88H62ZM63 89V90H64ZM72 89V88H71ZM75 90L77 89V88H74ZM92 89V88H91ZM95 89V88H94ZM104 89V88H103ZM110 89V88H109ZM113 89V88H112ZM121 89V88H120ZM120 89H119V91H120ZM128 89H130V90H128V91H132L131 90V88H128ZM143 89V88H142ZM159 89H162V90H164V88H159ZM166 89V88H165ZM177 89V88H176ZM181 88H179V90H180ZM2 90V91H1ZM20 90V89H19ZM31 89H29V91H30ZM32 90H34V89H32ZM31 90V91H32ZM100 90V89H99ZM111 90V89H110ZM109 90V91H110ZM123 90H121V91H123ZM136 91V89H133V91ZM173 90H174V88H173ZM7 91V92H8ZM36 91L34 92V93H36ZM77 91V90H76ZM114 91L115 90H113V95H114ZM126 91V90H125ZM128 91H127V93H128ZM167 91V90H166ZM166 91H164L165 93H166ZM172 91V90H171ZM175 91V90H174ZM3 92V93H4ZM55 92V93H54ZM90 92V91H89ZM98 92V91H97ZM102 92V91H101ZM112 92V91H111ZM111 92H110V96L112 95L111 94ZM129 92V93H130ZM140 92V91H139ZM156 92H157V89H156ZM164 92H162L161 91V93H164ZM26 93V92H25ZM40 93H36V94H40ZM68 93H70V89H69V92ZM68 93H66L67 95H68ZM75 92H73L72 93V95L74 94ZM77 93V92H76ZM75 93V94H76ZM79 93V92H78ZM99 93V92H98ZM104 93V92H103ZM103 93H101V95L103 94ZM135 93V92H134ZM134 93H132V94H134ZM154 93V92H153ZM161 93H159V91H158V94H156V95H159V98L160 99H157L158 101H160L159 103H160V105H162L163 104V107L165 106V105H168V104H170V100L172 99V97L169 99L168 97H164L163 95H161ZM168 93V92H167ZM170 93V92H169ZM172 93H174V92H172ZM178 93V92H177ZM181 93V92H180ZM182 93H183V91H182ZM13 94V93H12ZM11 94V95H12ZM20 94V93H19ZM97 94V93H96ZM100 94V93H99ZM105 94V93H104ZM107 94V93H106ZM106 94L104 95V96H106ZM137 95H140V93H136ZM1 95H0V99H1ZM22 95V94H21ZM25 95V94H24ZM168 95H170V94H168ZM180 95V94H179ZM178 95V97L180 98L181 97V95L179 96ZM40 97H41V95H39ZM43 96V95H42ZM44 96L43 97H41L42 98V101L44 102V101H46L45 99L43 100V98H44ZM78 96V95H77ZM134 97H138V96H136V95H133ZM154 96V95H153ZM173 96V95H172ZM176 96V95H175ZM174 96V97H175ZM74 97H75V95H74ZM79 98H80V94H79V96H78ZM77 97V98H78ZM109 97V96H108ZM112 97V96H111ZM124 97H126V96H123L121 99L123 100L124 99ZM149 97H150V94H149ZM178 97L176 98L175 97V100H177L178 99ZM57 98V97H56ZM60 98V97H59ZM82 98V97H81ZM81 98H80V100H81ZM154 98H156V96L154 97ZM183 98V97H182ZM242 98V97H241ZM50 99V98H49ZM64 99H67L66 97H64ZM110 99V98H109ZM112 99V98H111ZM126 99V98H125ZM134 99H137V98H134ZM147 99V98H146ZM145 99V100H146ZM149 99V98H148ZM245 99V98H244ZM5 100V99H4ZM47 100H48V98H47ZM83 102L85 103V99L83 98ZM121 100V105L122 104H124V108L126 107V109H127V111L129 110L130 111V109L132 110L133 108L130 106L131 105V102H128V99H127V101H125V102H128L129 103V105H128V103H124V101H122ZM156 100V99H155ZM173 100V99H172ZM174 100V101H175ZM183 100V99H182ZM239 100H241L240 98L237 100L238 102H239ZM134 101V100H133ZM138 101H139V99H138ZM138 101L136 102V103H138ZM142 101H144V100H142ZM236 101V104L238 103ZM245 101V100H244ZM50 102V103H51ZM81 102V101H80ZM146 102V101H145ZM145 102H144V104H145ZM240 102H242V100L240 101ZM239 102V103H240ZM60 103V102H59ZM72 103V102H71ZM134 103V104H133ZM132 103V105H135L136 103H135V101ZM143 103V102H142ZM149 103V102H148ZM148 103L146 104V106L148 105ZM172 103V102H171ZM238 103V104H239ZM4 103H2V105H3ZM56 104V103H55ZM58 104V103H57ZM127 104V105H126ZM138 104H140L141 105V103L139 102ZM143 104V105H144ZM157 104V107H159L160 105H158V103H156ZM242 104V103H241ZM43 106H44V103L42 104ZM47 105V104H46ZM44 106V109L48 106ZM68 105H71V104H67V106ZM74 105V104H73ZM85 105H86V103H85ZM85 105L83 106V107H85ZM0 106H1V102H0ZM50 106H48L49 108H50ZM58 106V105H57ZM57 106H55V107H57ZM59 106H60V104H59ZM58 106V107H59ZM123 106V105H122ZM137 104L135 105V106H133V107H135V109H137ZM170 106V105H169ZM41 107V106H40ZM54 107V106H53ZM55 107H54V109H55ZM70 107V106H69ZM87 107V106H86ZM129 107V108H128ZM143 107L144 106H142V109H143ZM148 108L147 109H149V106H147ZM52 108V107H51ZM72 108V105H71V107H70V109ZM59 109V108H58ZM139 109H141V108H139ZM138 109V110H139ZM145 109V108H144ZM159 109V108H158ZM161 109H162V106H161ZM164 109H165V107H164ZM1 111V115H0V117L3 115V117H1V118H3V121H1V118H0V126H6L7 128H8V133H9V139H8V141H6V142H4V143H2L3 145H1L0 146V153H1V151L3 150V151H5L6 153L5 154H7L9 151V153H12L13 155L15 154V156L16 155H18V154H22V156L23 157H25L26 158V156L25 155H23V154H27L28 155V153H32L33 155L31 156L30 154L28 155V157H30L31 156V160L29 159V161L27 160V159H25V160H27V162H23V160L22 161H15V160H11V157L10 156H12V155H10L9 157H6V156H8V155H5V157L3 158V157H1V155H0V259L1 260H4L5 262L7 261V263L6 264H9L8 262H10V263H12V264H60V260H62L61 261V264L63 263V264H86L87 262H85L86 260H83L82 258H80V257H76L75 255H74V252H72V250H73V248L71 249V246H72V241H73V237H72V232H71V234H70V231H72L73 229H71V221L73 222V220H72V212H71V208H69L70 206H68V202L70 201V198H69V200H68V196H70V193H71V191H70V187H69V185H71V184H69L70 183V181H68V180H70V176H69V171L71 170V169H69L70 167L69 166H67V168L64 170V171H62V169H61V173H63V175H64V177L63 176H58L57 174H59L60 172H56V171H59L58 169L59 168H57V170L56 169H52V167L50 168V166L49 167H47L48 165L47 164H49V162L50 161H48V160H43V161H45L44 163H42V160H40L41 158H38L40 155L38 154V149H39V147L40 148H42L40 145H39V147H38V145L37 144H40V143H35V141L34 142H32V143H35L36 145H37V147L35 146V145H33L31 142H29L30 143V145H31V147L32 146H34V147H32V148H30V146H29V144H28V142H27V144H23L24 146H26V149H25V147L24 146H22V147H20V145L19 144H17L18 143V140H14V135L16 134V133H19L18 131H17V129H16V126H15V124H14V122L16 121V116H15V118L13 117V119L10 117V115L6 112V110H5V107L3 108H1L0 109ZM39 110V109H38ZM38 110H37V112H38ZM41 110H43V108L41 109ZM41 110H39V111H41ZM46 110V112H47V110L48 109H45ZM72 110V109H71ZM44 111V110H43ZM55 111H57V110H55ZM73 111V110H72ZM72 111H70V112H72ZM126 110H125V113L127 112ZM140 111V110H139ZM160 111V113H161V110H159ZM69 112V111H68ZM141 112H142V110H141ZM54 114H55V112H53ZM57 113V112H56ZM73 113V112H72ZM124 113V114H125ZM129 112H127V114H128ZM131 114H132V111L130 112ZM136 113V112H135ZM139 113V112H138ZM38 114V113H37ZM39 114H42V113H40L39 112ZM38 114V117L39 118H41L40 117V115ZM70 114V113H69ZM74 114V113H73ZM78 114V113H77ZM127 114H125V115H127ZM143 114H144V112H143ZM145 114H146V112H145ZM145 114H144V116H145ZM162 114V113H161ZM134 115V114H133ZM140 115V114H139ZM14 116V115H13ZM42 116V115H41ZM55 116H56V114H55ZM37 117V118H38ZM45 117V116H44ZM57 117V116H56ZM76 117H77V115H76ZM140 117V116H139ZM143 118V117H142ZM42 120H43V118H41ZM60 119V118H59ZM140 119V118H139ZM13 120V121H12ZM15 120V121H14ZM37 120H39V119H37ZM37 120H36V122H37ZM45 120V119H44ZM62 120H63V118H62ZM62 120H60V121H62ZM34 121L35 120H33V123H34ZM49 121V120H48ZM57 121H59V120H57ZM59 121V122H60ZM71 121V120H70ZM137 121V120H136ZM46 122V121H45ZM63 122V121H62ZM15 123H17V122H15ZM42 123L43 124H45L43 121H42ZM63 123H66V120H65V122H63ZM71 123V122H70ZM233 123H235V122H233ZM232 122H231V124L233 125L232 126V128L233 127H235L234 125L236 124H233ZM41 124V123H40ZM43 124H42V126H43ZM48 124H50V123H48ZM61 124V123H60ZM60 124H58V125H60ZM17 125V124H16ZM36 125H37V123H36ZM58 125H56L57 127H60V126H58ZM65 125V124H64ZM20 126V125H19ZM45 126L46 125H44L43 127H44V129H45ZM23 127V126H22ZM21 127V128H22ZM56 127V128H57ZM177 127V126H176ZM230 127V125H228V128ZM41 128V127H40ZM66 128V127H65ZM68 128V127H67ZM231 128V127H230ZM231 128V129H232ZM46 129H47V127H46ZM234 129V128H233ZM232 129V130H233ZM69 130V129H68ZM226 130V129H225ZM41 131H43V130H41ZM40 131V132H41ZM229 131V130H228ZM231 131V130H230ZM21 132V131H20ZM44 132V131H43ZM46 132V131H45ZM183 132V131H182ZM182 132H179L181 135H183L182 134ZM233 131H231V133H232ZM22 133V132H21ZM229 133V132H228ZM227 133V134H228ZM20 134V133H19ZM23 134V133H22ZM179 134V135H180ZM18 135V134H17ZM21 135V134H20ZM229 135V134H228ZM41 137V136H40ZM43 137H45V136H43ZM51 137H53V136H51L50 135V138ZM180 137V136H179ZM178 137V138H179ZM50 138H48V141L46 142V140H45V144H46V147H47V145L49 144L48 142H51V143H53L52 142V140L50 139ZM68 138V137H67ZM183 138V137H182ZM39 139V138H38ZM41 139H43V138H41ZM47 139V138H46ZM70 139V138H69ZM221 140L220 141H222V138H220ZM49 140H51V141H49ZM71 140V139H70ZM185 140V139H184ZM186 141V140H185ZM14 142H15V145H14ZM39 142H40V140H39ZM68 142V141H67ZM189 141H186V143H188ZM225 142V141H224ZM229 142V141H228ZM48 143V144H47ZM50 143V144H51ZM223 143V142H222ZM16 144L17 145H19V147L16 149L15 148V146H16ZM41 144H44V143H41ZM71 144H72V142H71ZM215 143L213 142V145H214ZM220 144V143H219ZM228 144V143H227ZM51 145H53V144H51ZM51 145H48V146H51ZM65 145V144H64ZM68 145H70V144H68ZM222 144H220V146H221ZM67 146V145H66ZM218 146V145H217ZM223 146V145H222ZM37 149H36V148ZM51 147H53V146H51ZM50 147V148H51ZM214 147V146H213ZM219 147V146H218ZM54 148V147H53ZM70 148V147H69ZM220 148V147H219ZM222 148V147H221ZM66 149V148H65ZM214 149V148H213ZM226 149H228V148H226V146L224 145V147H223V149H222V151L220 152V155L219 156H216V158L217 157H219V158H222V159H218V160H223L224 159V154L225 153H223V152H225L226 151ZM24 150H26L27 152H25ZM39 150H42V149H39ZM44 150V152H45V148L43 149ZM49 150V149H48ZM8 151V152H7ZM12 151V152H11ZM32 151V152H31ZM49 151H51V149L49 150ZM46 152V153H48V155H49V153H51V152ZM66 151H69V153H71L70 151L71 150H68V149H66ZM168 151H172V149H171V147L170 148H168ZM167 151V154H169L170 152H168ZM23 152H25V153H23ZM41 152H43V151H41ZM147 152H149V151H147ZM154 152V151H153ZM173 152V151H172ZM170 153V154H173V153ZM216 152V151H215ZM40 153V152H39ZM214 153V152H213ZM20 154V155H21ZM44 154V153H43ZM43 154H41V155H43ZM152 154V153H151ZM151 154H149V158L152 160L153 159V156L154 155H152L151 156ZM154 154V153H153ZM156 154V153H155ZM157 154H158V152H157ZM170 154H169V156H170ZM210 154V153H209ZM229 154V153H228ZM47 155V154H46ZM208 154H206V156H207ZM212 154H210V156H211ZM215 155H217V152L215 153ZM232 154H230V155H228V156H231ZM14 156V157H15ZM70 156V155H69ZM151 156V157H150ZM173 156V155H172ZM209 156V155H208ZM154 157H157V156H154ZM171 157V156H170ZM205 157V156H204ZM232 157V156H231ZM231 157H227L228 158V160H229V162L231 161V159L233 158H231ZM43 158V157H42ZM192 158H193V156H192ZM196 158V157H195ZM38 159H39V161H41V163L43 164H40L39 162H38ZM44 159H45V157H44ZM47 159H50V158H48L47 157ZM199 159V158H198ZM197 159V160H198ZM71 160V159H70ZM154 160V159H153ZM193 160V159H192ZM217 160V159H216ZM48 163H47V162ZM196 161V160H195ZM194 160H193V164H194V162H195ZM201 161H203V160H201ZM224 161V160H223ZM150 162H153V161H150ZM157 162V161H156ZM175 162V161H174ZM177 163L178 162H180V161H176ZM199 162V161H198ZM205 162V161H204ZM203 162V163H204ZM46 163V164H45ZM154 163V162H153ZM153 163L152 164H150L149 165V168H150V166H152L153 165ZM169 163V162H168ZM171 163V162H170ZM172 163H173V161H172ZM176 163V164H177ZM181 163H182V161H181ZM203 163H202V165H203ZM221 163H222V161H221ZM154 164H156V163H154ZM201 164V163H200ZM206 164L208 165L209 163L206 161ZM257 164V163H256ZM47 165V166H46ZM50 165H51V163H50ZM168 165H170L171 167L173 166L172 164H168ZM178 165H180V164H178ZM205 165V164H204ZM203 165V166H204ZM207 165H205V168H206V166ZM222 165V164H221ZM220 165V167H222V169H223V166L224 165H222L221 166ZM254 165V164H253ZM43 166H45V167H43ZM147 164H146V167H144V168H146L147 170H148V168H147ZM176 166V165H175ZM229 166H230V164H229ZM260 164H258V165H254V167L257 169V170H259L258 168H260ZM170 167V168H171ZM182 169H183V164H181V166H180ZM207 167H209V166H207ZM219 167V168H220ZM152 168H154V167H152ZM177 168V167H176ZM179 168V167H178ZM181 168H179V170H181L182 171V169ZM254 168V169H255ZM256 169H255V171H256ZM67 170V171H66ZM146 170V171H147ZM152 169H150V171H151ZM206 170V169H205ZM210 171V169H207V171ZM219 170V169H218ZM65 171H66V174H64L65 173ZM162 171V170H161ZM161 171H159L160 173H161ZM169 171V170H168ZM181 171H172L173 173V175H176V178L172 175V177H174V179L172 178V177H170V174H167V175H169V180L172 178V180L173 181H175L174 183H177V181L179 180V178H177V176L179 177L180 176V174L182 173L183 174V172H181ZM208 171V172H209ZM222 171V170H221ZM220 171V172H221ZM148 172V171H147ZM146 172V173H147ZM170 172H171V170H170ZM174 172L176 173V174H174ZM181 172V173H180ZM219 172V171H218ZM261 172V176H262V178H264V170L263 171H260ZM60 173V174H61ZM152 173V172H151ZM179 173V174H178ZM217 173V172H216ZM149 174V173H148ZM162 174V173H161ZM164 174V173H163ZM181 174V175H182ZM220 174H222V173H220ZM220 174H218V175H220ZM59 177H57V176ZM62 175V174H61ZM152 175V174H151ZM150 175V176H151ZM223 175V174H222ZM221 175V176H222ZM148 176V175H147ZM216 176V175H215ZM149 177V176H148ZM219 177V176H218ZM217 177V178H218ZM61 178V179H60ZM69 178V179H68ZM150 178V177H149ZM182 178V177H181ZM180 178V179H181ZM176 179H177V181H176ZM183 179V178H182ZM221 179V178H220ZM220 179H219V181H217V179H216V183L217 182H221V184H219V183H217V185L219 184L221 187H219V185H218V188L220 189V191L221 192H219L220 193V196H222V191H223V179L224 178H222L221 179V181H220ZM233 179H234V177H233ZM52 180H54L53 182H52ZM147 180V179H146ZM171 180V181H172ZM42 181V182H41ZM171 181H168V182H170V184H171ZM172 181V182H173ZM182 181V180H181ZM237 181V180H236ZM259 181V180H258ZM69 182V183H68ZM149 182V181H148ZM179 182H180V180H179ZM178 182V183H179ZM234 182V181H233ZM233 182H232V184H233ZM239 182V181H238ZM261 182H264V179H262V180H260V183ZM250 183V182H249ZM239 184H240V182H239ZM238 184V185H239ZM167 185H169V183H167ZM178 185V184H177ZM235 185V184H234ZM258 185H260V184H258ZM236 186H237V184H236ZM251 186V185H250ZM249 186V187H250ZM239 187V186H238ZM256 187V185H254V188ZM259 187V186H258ZM263 187V186H262ZM254 188L252 189H250V191L249 192H253L254 193V191L255 192H257L256 191V189H257V187L255 188V190H254ZM240 189V188H239ZM245 189V188H244ZM260 189V188H259ZM258 189V190H259ZM263 189V188H262ZM264 191V190H263ZM260 192H261V189H260ZM258 193V192H257ZM149 194H151V193H149ZM250 194V193H249ZM43 195H49L48 196V198L49 199H51V197H53V198H57L58 200L60 199L61 200V202H59V204H56V206H55V209L54 210H50L51 209V205H49V206H47V203H52V201L51 200H49L48 199V202H47V200L45 199V203L46 204H44V202H43ZM154 195V194H153ZM63 196V197H62ZM221 201V200H220ZM249 201H251L250 199H249ZM71 202V201H70ZM149 202H150V200H149ZM167 204H168V202H167ZM222 204V203H221ZM224 204V203H223ZM222 204V206H223V208H224V205ZM226 204V203H225ZM169 206H170V204H169ZM227 206V205H226ZM250 207V206H249ZM50 208V209H49ZM167 208V207H166ZM227 208V207H226ZM249 209H251V208H249ZM64 211V212H62V211ZM260 210V209H259ZM262 210V209H261ZM260 210V211H261ZM60 211H61V213H60ZM62 213H66V216H67V218L65 219V222H67L68 224H67V226L65 225V223H64V226L65 227H62V225H61V223L59 224V222L60 221H57V219H60V214L62 215ZM227 213H231V212H228L227 211ZM59 216V217H58ZM228 219V218H227ZM231 220V219H230ZM61 225V226H60ZM230 228V227H229ZM230 233V232H229ZM250 236H252V235H250ZM255 236V235H254ZM254 239H255V237H254ZM256 239H258V240H263L264 238H263V236H259V238H257V236H256ZM15 254H16V256H15ZM4 261H0L1 262V264H5L4 263ZM87 264H90V263H87Z\"/></svg>", "mask_w": 264, "mask_h": 264}]
</instances>
